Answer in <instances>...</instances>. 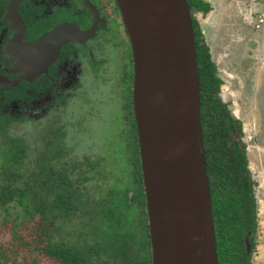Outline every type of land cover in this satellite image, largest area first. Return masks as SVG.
<instances>
[{
    "label": "trees",
    "instance_id": "1",
    "mask_svg": "<svg viewBox=\"0 0 264 264\" xmlns=\"http://www.w3.org/2000/svg\"><path fill=\"white\" fill-rule=\"evenodd\" d=\"M187 3L192 13L218 264H252L257 198L241 139L242 122L220 96L223 80L196 17L199 12L207 14L211 2ZM5 124L0 122V209L5 211L0 234H7L9 243L0 242V264H19L14 260L24 249L25 257L32 258L27 264H41L44 258L54 264H153L133 114L125 128L115 132L117 139L104 155L81 161L65 159L68 152L57 134L43 139L47 142L32 167L24 161L29 145L7 135Z\"/></svg>",
    "mask_w": 264,
    "mask_h": 264
},
{
    "label": "water",
    "instance_id": "2",
    "mask_svg": "<svg viewBox=\"0 0 264 264\" xmlns=\"http://www.w3.org/2000/svg\"><path fill=\"white\" fill-rule=\"evenodd\" d=\"M117 3L133 52V107L153 264H218L190 7L187 0ZM68 28L61 25L34 42H21L7 55L17 67L37 73L48 38L55 41V56L58 37Z\"/></svg>",
    "mask_w": 264,
    "mask_h": 264
},
{
    "label": "flooded vegetation",
    "instance_id": "3",
    "mask_svg": "<svg viewBox=\"0 0 264 264\" xmlns=\"http://www.w3.org/2000/svg\"><path fill=\"white\" fill-rule=\"evenodd\" d=\"M61 25L69 28L58 37L60 47L52 55L55 41L48 38L41 53L45 62L37 73L26 72L23 65L17 67L16 59L7 55L10 47L34 42ZM133 80L132 45L117 0H0V122H6L7 135L28 144L23 136L13 135L11 128L24 120V112L32 110V124L43 147L58 134L68 152L65 159H96L99 156L88 153L80 159L71 157L67 141L102 127L99 114L105 107L106 126L111 123L112 128L106 147L113 143L115 132L125 128L127 118L133 114L135 119ZM110 81L113 85L101 103L100 95L94 94ZM133 198L130 192L131 201Z\"/></svg>",
    "mask_w": 264,
    "mask_h": 264
},
{
    "label": "rangeland",
    "instance_id": "4",
    "mask_svg": "<svg viewBox=\"0 0 264 264\" xmlns=\"http://www.w3.org/2000/svg\"><path fill=\"white\" fill-rule=\"evenodd\" d=\"M210 1L212 10L209 14L196 16L202 25L212 59L217 65V73L223 80L220 96L227 102L231 113L242 122L241 139L246 144L257 198L258 229L251 261L252 264H264V23L257 27L258 16L263 14L264 17V0ZM110 85H113L112 81L107 87H99L103 91L97 90L99 93L94 94L96 97L100 95L97 99L101 103L105 99L101 98L110 91ZM117 100L115 97L114 104ZM116 105L113 107L116 108ZM103 109V113L99 114L102 127L92 128L83 133L84 135L79 134L68 139V146L72 148L71 157L80 159L86 153L92 157L105 154L106 137L111 134L112 128L111 123L106 126L108 111L105 107ZM22 115L26 119L14 124L11 132L27 139L29 155L26 159L28 166L32 167L34 157L43 144L41 138L36 137L38 129L32 124L35 114L31 110ZM4 215L5 211L0 209V222ZM8 239L7 234H0V242L5 246L9 243ZM25 251L27 250H22L14 261H19V264L29 263L32 258L25 257L28 256ZM44 260L46 264H54L52 260L45 258L40 260L41 264Z\"/></svg>",
    "mask_w": 264,
    "mask_h": 264
},
{
    "label": "clouds",
    "instance_id": "5",
    "mask_svg": "<svg viewBox=\"0 0 264 264\" xmlns=\"http://www.w3.org/2000/svg\"><path fill=\"white\" fill-rule=\"evenodd\" d=\"M210 1V0H209ZM211 2V1H210ZM211 5H212V3H211ZM191 10V9H190ZM212 10V9H211ZM210 10V11H211ZM209 11V12H210ZM209 12L207 13V14H203V13H201V12H199V13H196L198 16L201 14L202 16H207L208 14H209ZM192 14V13H191ZM197 17V16H196ZM259 19H258V22H257V24H259V25H263V23H264V17H263V14H260L259 16ZM260 18H262V21H260ZM198 19V18H197ZM200 22V21H199ZM201 25V24H200ZM257 27H260V26H257ZM201 28H202V25H201ZM202 31H203V29H202ZM203 34H204V32H203ZM206 39V38H205ZM207 42V41H206ZM222 85H223V83H222ZM221 85V86H222ZM247 240L248 239H246V244H247ZM248 242H249V240H248ZM250 244V243H249ZM247 251H248V248H247ZM248 252H250V249H249V251ZM153 263V262H152Z\"/></svg>",
    "mask_w": 264,
    "mask_h": 264
},
{
    "label": "bare ground",
    "instance_id": "6",
    "mask_svg": "<svg viewBox=\"0 0 264 264\" xmlns=\"http://www.w3.org/2000/svg\"><path fill=\"white\" fill-rule=\"evenodd\" d=\"M186 53H188V52H186ZM186 70L188 72V79L192 83L194 78H193V71L191 68V57H190V55H189V58L186 60Z\"/></svg>",
    "mask_w": 264,
    "mask_h": 264
},
{
    "label": "built area",
    "instance_id": "7",
    "mask_svg": "<svg viewBox=\"0 0 264 264\" xmlns=\"http://www.w3.org/2000/svg\"><path fill=\"white\" fill-rule=\"evenodd\" d=\"M260 21H262V18H260ZM257 26H259V24H257Z\"/></svg>",
    "mask_w": 264,
    "mask_h": 264
}]
</instances>
